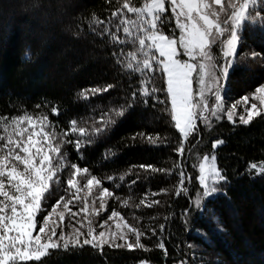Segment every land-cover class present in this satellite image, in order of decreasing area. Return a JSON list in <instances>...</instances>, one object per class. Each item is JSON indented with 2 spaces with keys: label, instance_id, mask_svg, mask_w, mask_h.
Here are the masks:
<instances>
[{
  "label": "trees",
  "instance_id": "16d2710c",
  "mask_svg": "<svg viewBox=\"0 0 264 264\" xmlns=\"http://www.w3.org/2000/svg\"><path fill=\"white\" fill-rule=\"evenodd\" d=\"M115 7V0L112 4L108 0H0V115L48 113L57 122V131L67 129L72 119L89 131L101 128L79 154L72 144H65L63 150L68 161L87 166L102 178L103 187L119 197L109 200L108 209L121 212L129 224L145 232L141 243L149 249L105 245L101 254L90 245L69 247L50 250L42 264H264V175L249 172L251 163L264 162V113L249 124L225 117L212 121L210 127L198 123L199 134L194 132L183 144V155L178 154L181 134L170 116L163 74L127 70L113 52L131 46H116L108 35L90 30L93 13L107 21ZM257 10L264 15V3ZM172 26L165 25V31ZM103 27L114 29V24L92 25L97 32ZM252 53L257 54L255 59L250 58ZM213 54L218 61L217 47ZM146 76L153 77L148 86L161 91L144 98L138 89L145 87L141 81ZM106 85L114 87L90 93L89 99L79 95ZM260 85H264V26L248 23L227 77L226 99L237 102ZM133 92H137L135 99ZM53 105L60 110L58 116L50 112ZM121 106L124 115H115L112 110ZM109 117L115 122L108 123ZM148 136L159 139L151 143ZM217 139L224 143L215 149ZM212 153L227 183H221L222 191L198 208L195 198L202 188L197 163ZM140 165L169 171L153 172ZM181 171L191 179H185L187 192L176 195ZM146 194L145 204L135 207ZM124 200L128 207L122 206ZM157 200L159 204L146 206ZM161 240L167 254L157 247Z\"/></svg>",
  "mask_w": 264,
  "mask_h": 264
},
{
  "label": "snow or ice",
  "instance_id": "6c2138e0",
  "mask_svg": "<svg viewBox=\"0 0 264 264\" xmlns=\"http://www.w3.org/2000/svg\"><path fill=\"white\" fill-rule=\"evenodd\" d=\"M108 3L112 4L113 0H108ZM262 3L264 0H115L116 7L107 21L99 19L93 13L89 27L97 35H108L110 42L116 46L127 44L134 49L125 51L118 47L113 52L116 62L127 70L141 74L146 71L163 74V90L170 101V116L174 127L181 134V142L176 151L183 155L184 142L194 132L199 134L197 121L202 120L206 127L211 126V121L203 112L207 111L217 119L220 118L217 112H225L227 119L235 123L233 113L240 101L225 109L219 83L222 78H227L229 70L234 66L245 25L259 22L264 26V15L257 10ZM105 24H114V29L103 27L97 32L92 28V25ZM165 25L173 26L165 31ZM214 47L219 48L224 61L220 65H211L213 69L219 68V76L209 71L208 62L215 59ZM139 54L143 55L142 60ZM256 56V53H252L250 58L255 59ZM210 75L217 88L215 110L210 108L205 95L210 90L207 86ZM152 79L153 77L146 76L141 81L145 87L138 89V92L144 98L161 91L155 86H148ZM194 82L199 85L198 89H194ZM112 87L114 86L106 85L103 88L85 89L79 95L83 99H89L90 93L101 94ZM132 96L135 99L137 92H133ZM251 98L264 106V85L256 87ZM241 99L247 105L250 97L245 95ZM144 102L147 103V99ZM36 108H41V105H36ZM125 111L123 106L112 110L117 116L124 115ZM244 111L247 117L239 116L243 124H249L254 115H261L256 102L245 107ZM50 112L55 116L60 114L55 105ZM114 122L109 117L108 123ZM57 128V122L50 120L49 114L44 112L33 114L23 111L11 117L0 115V264H42L50 250L67 251L69 247L75 249L84 245L92 246L101 254L105 245L148 251L147 246L141 243V237L146 236V233L129 224L121 212L113 209L106 219L94 221L93 217L98 218L101 211H107L108 198L119 197L109 188L103 187L102 178L92 174L87 166L81 167L68 161L63 150L65 144H72L79 154L82 147L92 143L91 136L100 133L102 129L94 128L89 131L75 119L69 121L67 129L57 131ZM73 135L75 139L68 138ZM147 139L156 143L159 137L153 139L148 136ZM223 143L224 141L217 139L213 148ZM201 159L203 162L198 165V179L203 188L202 196L210 197L222 191L218 185L227 183V176L218 167L215 154H206ZM139 167L153 172L169 171L152 165ZM175 167H179V164ZM251 170H255L257 175H264V162L259 165L251 163L250 174ZM179 176L180 187L176 195H180L181 191L187 192L184 187L185 179H191L183 171ZM119 180L123 181L124 176H120ZM94 189L97 190L95 193ZM61 192L63 195H59L56 203L49 206V199ZM146 199L147 194L135 207L144 205ZM97 202L98 208L95 207ZM159 203L158 200L152 201L146 206ZM89 204L93 206L91 210ZM195 204L199 208L201 200L198 198ZM122 206L128 207V201H122ZM66 213L72 218L71 231L67 233L64 231ZM81 213L84 214L83 219H77ZM133 219L138 220L137 217ZM110 221L114 223L116 231L111 230ZM77 224L79 227H76ZM163 227L160 226L161 231ZM85 228L86 231H82ZM97 228L100 231L97 232ZM152 232L155 234V229ZM129 233L134 236L135 243L128 241ZM117 238L124 243H115ZM157 247L167 254L162 240ZM181 264L185 262L182 261Z\"/></svg>",
  "mask_w": 264,
  "mask_h": 264
},
{
  "label": "rangeland",
  "instance_id": "374dc122",
  "mask_svg": "<svg viewBox=\"0 0 264 264\" xmlns=\"http://www.w3.org/2000/svg\"><path fill=\"white\" fill-rule=\"evenodd\" d=\"M238 48H239V46H238ZM217 49H218V51H219V48H218V47H217ZM237 54H238V49H237ZM181 58H186V57H181ZM223 62H224V61H223V58H222L221 53H220V51H219V58H218V61H217L216 59H214V60L208 62V63H209V71L212 72V73H214V75L219 76V75H220V70H219V68L217 67L216 69H213V68L211 67V65H212V64L220 65V64H223ZM234 64H235V63H234ZM231 69H232V68H231ZM231 69H230V70H231ZM230 70H229V72H230ZM228 74H229V73H228ZM227 77H228V75H227ZM226 82H227V78H226V79H223V78L221 79V81H220V83H219V91H220V94L224 97V108H225V109H228V108L231 106V104L234 103V102L227 101V99H226V90H227ZM193 86H194V89H198V87H199V85H198L197 83H195V82H194V85H193ZM207 86H208V88L210 89L209 91H206V92H205V95H206V97H207V102H208L210 108L213 109V110H215V106H216L215 92H216L217 88H216V86H214V84H213V77H212L211 75L207 78ZM249 97H250V100H249V102H248L247 105L242 101V99L239 100L240 103H238V105H237V109H236V111L233 113V120H234V121H236V122H240V120H239V116H240V115H245V118L247 117V113L244 111V109H245V107L250 106V104H251L252 102H256V103H257V110H260L261 114L264 113V106L260 105L259 101H253L252 98H251V94L249 95ZM197 99H199V97H197ZM203 115H204V116H207L208 119H209L211 122L214 121V120L222 119L223 117H225V118L227 119V116H226L225 112H217V116L220 117L219 119H217L216 117L211 116L210 113L207 112V111L203 112ZM255 117H257V116L254 115L253 119H254ZM253 119H252V120H253ZM231 122H232V121H231ZM198 123H201V124H204V125H205V123H204L202 120H198V121H197V124H198ZM240 123H242V122H240ZM218 146H219V145H218ZM218 146H216L215 149H216ZM212 154H215V153H212ZM207 155H211V154H207ZM201 158H202V157H201ZM202 162H203L202 159H199V161H198V163H197V167H198V165H199L200 163H202ZM216 163H217V161H216ZM261 163H262V162H261ZM261 163H258V165L261 164ZM254 171H255V170H254ZM198 172H199V167H198ZM255 172H256V171H255ZM198 180H199V179H198ZM61 183H63V180H61ZM199 184H200V183H199ZM200 186H201V188H202V185H200ZM218 186H220V185H218ZM96 191H97V190L94 189V193H95ZM202 192H203V188H202V191L199 192V193L197 194L196 198H195V202L197 201L198 198L201 200V205L204 203V201H205L207 198L214 197V196L217 194V193H215L213 196H210V197H203V196H202ZM59 195H63V193H62V192H61V193H57L56 195L52 196V197L49 199V202H48L49 206H50V205H54V204L56 203V200L58 199ZM110 199H111V198H108V199L106 200V203H107V204H108V202H109ZM50 202H52V203L50 204ZM195 205H196V204H195ZM70 207H71V206H70ZM92 207H93V206H92L91 204H89V209H90V210H91ZM95 207H97V208L99 207V202H97V204L95 205ZM59 210H60V209H58V211H59ZM73 211H76V208H73ZM110 212H111V211H110V210L108 209V207H107V211H101L100 216H99L98 218H97V217H93V219H94V221H96V220H104V219L107 218V216L110 214ZM43 214H44V213H41V215H43ZM83 216H84V214L81 213L80 216H79L77 219H83ZM38 217H39V216H38ZM71 220H72V218L69 216V214L66 213L65 221H64V231H65V233L71 231V226H70V225H71ZM109 224L112 225L111 230H112V231H116L115 226H114V223H113L112 221H110ZM76 227H79V225L77 224ZM57 231H58V234H59L60 229L58 228ZM82 231H86V228H85V229H82ZM96 231L98 232V231H100V229L97 228ZM124 231L126 232L127 230L125 229ZM82 239H83V238H82ZM128 241H129V242H132V243H135L134 236H133L132 234H130V233L128 234ZM115 243L123 244L124 241L121 240V239H119V238H117L116 241H115ZM126 248H127V247H126ZM133 249H134V248H133ZM139 264H150V263H148V262H140Z\"/></svg>",
  "mask_w": 264,
  "mask_h": 264
}]
</instances>
